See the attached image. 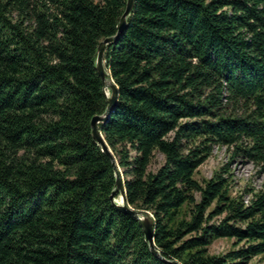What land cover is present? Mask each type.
Here are the masks:
<instances>
[{
	"label": "trees",
	"instance_id": "obj_1",
	"mask_svg": "<svg viewBox=\"0 0 264 264\" xmlns=\"http://www.w3.org/2000/svg\"><path fill=\"white\" fill-rule=\"evenodd\" d=\"M125 0H0V264H248L264 256V189L229 194L212 146L264 172V0H133L103 52L115 103L98 131L126 204L153 221V256L117 211L89 122L94 70ZM109 93V92H108ZM163 157L147 170L153 153ZM217 239L232 248L210 255Z\"/></svg>",
	"mask_w": 264,
	"mask_h": 264
},
{
	"label": "water",
	"instance_id": "obj_2",
	"mask_svg": "<svg viewBox=\"0 0 264 264\" xmlns=\"http://www.w3.org/2000/svg\"><path fill=\"white\" fill-rule=\"evenodd\" d=\"M132 7H133V0H125L124 10L122 14L120 15V17L118 18L115 35L112 37L105 38L102 41H100L95 50L94 70L101 82L102 92L105 97L106 107L102 115L93 116L90 119V122H89L90 136L92 140L99 146L100 151L105 153L109 157L111 165H112L113 176H114V189L110 192L108 196V199L111 205L120 213L132 217L137 222L150 253L156 258L162 260V258L159 256L157 251L153 248V244H152V235H153L152 218L148 213L141 212V211H135L126 204L125 198H124V189L122 186L121 173L116 166V163H115V160L112 154L110 153L109 149L107 148L104 141L102 140V137L100 136L98 127H97L99 124L105 121L106 117L111 111L115 103V100H116V87L110 80L106 79V73L104 72L103 60H102L103 52H104L106 45L115 41V39L124 29L126 18L129 16L132 10ZM167 263L168 264H179L176 261H168Z\"/></svg>",
	"mask_w": 264,
	"mask_h": 264
},
{
	"label": "rangeland",
	"instance_id": "obj_3",
	"mask_svg": "<svg viewBox=\"0 0 264 264\" xmlns=\"http://www.w3.org/2000/svg\"><path fill=\"white\" fill-rule=\"evenodd\" d=\"M95 3L100 0H91ZM107 93V92H106ZM231 148L223 146H212L208 158L196 169L193 179L198 183L208 180L212 174L218 171L224 165L230 174L229 194L232 197L242 196L243 203L249 199L248 190L257 192L264 189V172L248 160L233 155L231 157ZM163 162V157L154 152L148 171H155ZM233 239H217L214 240L207 248L210 255H221L232 248ZM248 264H264V256H257L250 260Z\"/></svg>",
	"mask_w": 264,
	"mask_h": 264
},
{
	"label": "bare ground",
	"instance_id": "obj_4",
	"mask_svg": "<svg viewBox=\"0 0 264 264\" xmlns=\"http://www.w3.org/2000/svg\"><path fill=\"white\" fill-rule=\"evenodd\" d=\"M119 199V198H118Z\"/></svg>",
	"mask_w": 264,
	"mask_h": 264
}]
</instances>
